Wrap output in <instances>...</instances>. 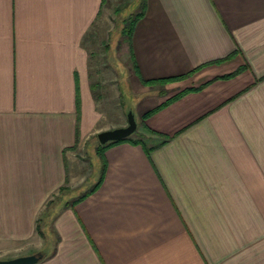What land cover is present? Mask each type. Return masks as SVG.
Segmentation results:
<instances>
[{
    "label": "crops",
    "instance_id": "crops-1",
    "mask_svg": "<svg viewBox=\"0 0 264 264\" xmlns=\"http://www.w3.org/2000/svg\"><path fill=\"white\" fill-rule=\"evenodd\" d=\"M105 3L0 0V259L264 264V0H145L126 71L143 143L108 146L97 189L54 203L91 171L87 141L127 124L103 122L95 84L118 81L83 43Z\"/></svg>",
    "mask_w": 264,
    "mask_h": 264
},
{
    "label": "rangeland",
    "instance_id": "rangeland-1",
    "mask_svg": "<svg viewBox=\"0 0 264 264\" xmlns=\"http://www.w3.org/2000/svg\"><path fill=\"white\" fill-rule=\"evenodd\" d=\"M140 5L141 0H106L101 14L83 41L87 49L94 52V55H100L101 65L102 63L105 64L109 71H111L109 67L114 69V78L118 81V83H96V87H94V92L99 93L97 106L99 109L102 108L106 114L102 118L105 123L117 119V115H120L122 111L132 110L138 127L141 125L140 111L137 104L141 96L134 92V83H129V79L126 76L128 74L126 72L128 70L127 65L129 69L132 66L128 54L124 51L127 42H122L120 35L122 17H128L138 12ZM118 42H121L119 47ZM104 53L105 57L103 56ZM94 59H97V57L94 56ZM107 68L101 73L105 74L108 72ZM108 74L110 75V72ZM130 137H140L141 139L142 136L137 132L136 136L135 134H131ZM98 144L99 141L95 134L87 141V144L83 148L84 151H80L89 163L91 171L88 172V175H86L85 180L81 184L73 187V189L70 188L69 191L71 192L66 194L65 200L68 201L70 199L71 201L74 197L86 192L96 181L100 167L99 158L95 152ZM45 224V220L41 222L43 233L48 232Z\"/></svg>",
    "mask_w": 264,
    "mask_h": 264
},
{
    "label": "trees",
    "instance_id": "trees-1",
    "mask_svg": "<svg viewBox=\"0 0 264 264\" xmlns=\"http://www.w3.org/2000/svg\"><path fill=\"white\" fill-rule=\"evenodd\" d=\"M145 9H146L145 0H141L140 10L138 12L134 13L131 16H128V17H124L123 16L122 17V20H121L122 27L120 28V35H121V38H122V42H127V44L129 45V48H130V58L132 60V70L136 74H137L138 71H137V68H136L135 61L133 59V53H132V50H131V47H130L131 46L130 45V41H131V37H132V33H133L134 26H135L136 22L145 14ZM120 45H121V42L120 43L118 42V47ZM231 74H233V73H231ZM231 74H229V75H231ZM140 80H141V82L143 84H154L156 82H164V81H167L168 79L145 80V79L140 78ZM188 90H192V88L186 89L184 91H188ZM79 107H80L79 106V101H78V98H77V100H76L77 120L79 118ZM155 110L156 109H152V110H149L146 113H144L142 115V119H145L147 116H149ZM127 111L128 110H126V112ZM132 134L137 135V128H136V130ZM96 137H97V134H96ZM124 141H129L131 143H143L141 139H139V138L132 139L130 136H128L126 138H123V139H120V140H116V141H108V142H106L104 144H100L99 143L96 146L95 152L98 155L100 167H99V174H98V176H97L96 181L94 182V184L91 186V188L89 190H87L86 192L82 193L81 195H79L77 197H74L73 199H71V201H70V199L68 201L67 200H62V197H61V198H59V200H56L54 203L60 202L63 207H73L78 201L82 200L88 194H90L93 191H95L97 189V187L101 184L102 179H103V176H104V172H105V166H106V164H105V158H104V151H105V149L108 146L112 145V144H116V143L124 142ZM165 141L166 140L158 143L157 145H154L152 147L146 148V149H147V151H150L152 148H155L157 146H160L161 144H164ZM69 193L70 192L68 190V193L67 194H69ZM37 230H38L39 233H42L43 234L41 225L39 223H38V226H37ZM41 253L43 254V252H41ZM43 257H44V255H43Z\"/></svg>",
    "mask_w": 264,
    "mask_h": 264
},
{
    "label": "water",
    "instance_id": "water-1",
    "mask_svg": "<svg viewBox=\"0 0 264 264\" xmlns=\"http://www.w3.org/2000/svg\"><path fill=\"white\" fill-rule=\"evenodd\" d=\"M127 124L125 126L112 129L102 130L97 133V139L100 144L108 141H116L130 136L137 128L132 110L126 112ZM43 257L41 252H36L28 255L16 256L8 259H0V264H36Z\"/></svg>",
    "mask_w": 264,
    "mask_h": 264
}]
</instances>
